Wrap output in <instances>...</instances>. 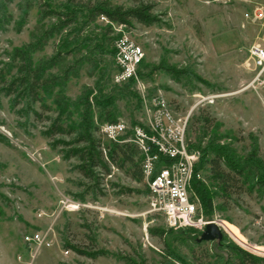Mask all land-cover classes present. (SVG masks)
I'll return each mask as SVG.
<instances>
[{"label":"rangeland","instance_id":"obj_1","mask_svg":"<svg viewBox=\"0 0 264 264\" xmlns=\"http://www.w3.org/2000/svg\"><path fill=\"white\" fill-rule=\"evenodd\" d=\"M102 1L152 4L158 22L90 21L86 5ZM123 34L144 51L140 82L127 87L113 80ZM263 43L264 0H0V264H241L235 249L264 264V91L251 85L248 56ZM29 50L32 69L55 62L35 101L2 91L21 76L17 51ZM142 96H162L188 118L186 141L199 156H222L225 185L211 180L209 164L199 170L212 194L207 214L189 190L196 222L216 223L220 242L196 243L202 227L171 228L149 212L140 168L108 163V174L97 168L88 179L70 157L85 147L76 140L86 99L108 162L100 127L109 114L128 126L142 119ZM55 124L65 134L51 136ZM35 234L49 246L26 241Z\"/></svg>","mask_w":264,"mask_h":264},{"label":"built area","instance_id":"obj_2","mask_svg":"<svg viewBox=\"0 0 264 264\" xmlns=\"http://www.w3.org/2000/svg\"><path fill=\"white\" fill-rule=\"evenodd\" d=\"M113 47L114 83L139 84L143 48L126 34L118 36ZM248 56L252 67L251 85L264 91V43L252 45ZM142 99V119L129 126L124 122L105 123L98 133L109 143L130 144L138 151L149 212L161 215L171 228L199 226L204 229L210 222H196L198 207L189 194L191 182L201 180V176L195 170L200 156L189 149L185 137L188 118L176 117L162 96H142ZM102 151L106 156L105 150ZM26 241L49 246L40 234Z\"/></svg>","mask_w":264,"mask_h":264},{"label":"trees","instance_id":"obj_3","mask_svg":"<svg viewBox=\"0 0 264 264\" xmlns=\"http://www.w3.org/2000/svg\"><path fill=\"white\" fill-rule=\"evenodd\" d=\"M154 6L152 4H143L140 3L138 6L124 9L122 7H110L107 2L102 1L96 4H88L86 5V11L88 13V17L90 21L95 20L98 17H103L109 20L112 23H117L120 25H130L132 21H135L144 26H151L158 22V19L152 13ZM72 24V21L66 22V25ZM33 50H29L28 52L25 51H17L16 57L23 62L20 73L21 76L16 78L15 80L11 81L7 86L2 88V91L6 93L7 96H12L16 94H21L24 96H31L32 100L35 101L38 97V91L41 88V80L44 76L45 72L55 65L54 61L49 63H45L41 66H38L32 69L29 66V54ZM114 54V50H113ZM139 76H141L140 72ZM31 77L32 82H29V78ZM126 87L132 85L133 82L126 83ZM19 91V92H17ZM135 94H133L134 96ZM90 107L89 101L85 100V117L83 121V129L84 132L78 137L76 140L77 144H84L85 147L80 150H75L70 152V157H77L82 164L78 167L80 173L88 179L95 178L94 169L99 168L105 173H109L108 163L115 164L119 168H123L125 163H130L133 167L140 168V155L135 147L130 144H123L118 145L114 143H109L110 145L107 146V155H108V162L104 160L102 150L99 147L100 144L98 141L92 138L90 130V122H89V114H90ZM108 117L105 119L107 123H115L116 120L112 117V115H107ZM65 134L63 130L59 128L56 124L51 127V136ZM190 150H193L191 146H189ZM224 163L222 156L219 153H214L213 157L210 160H206L205 153L200 156L199 163L195 168L196 171L202 170L206 164L211 166L210 168V178L213 181H217L219 183H223L225 185L230 180V175L225 174L220 166ZM226 163V162H225ZM229 166V170L234 172L236 176H242L244 170L237 169L236 167ZM140 171V170H139ZM141 178V171L139 173ZM134 177H136L134 175ZM192 187L195 193L198 195L201 205L204 207L205 214H207L206 207L210 203L212 198V194H210V190L203 185L202 182L198 180H193L191 182ZM223 192H226V188L222 187L221 189ZM200 232L198 233V235ZM196 242V239H195ZM237 251V255L239 257V261L241 264H256L257 259L240 250L235 249ZM78 253L82 256L86 255L81 250H77Z\"/></svg>","mask_w":264,"mask_h":264},{"label":"water","instance_id":"obj_4","mask_svg":"<svg viewBox=\"0 0 264 264\" xmlns=\"http://www.w3.org/2000/svg\"><path fill=\"white\" fill-rule=\"evenodd\" d=\"M223 237V233L219 226L210 222L206 224L204 229L200 232L199 237L196 239V243L201 242H220Z\"/></svg>","mask_w":264,"mask_h":264}]
</instances>
